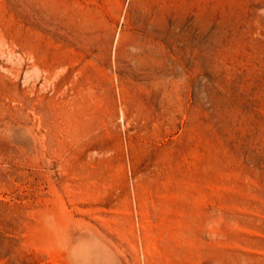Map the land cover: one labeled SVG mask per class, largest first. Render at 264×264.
I'll list each match as a JSON object with an SVG mask.
<instances>
[{"label": "rangeland", "instance_id": "rangeland-1", "mask_svg": "<svg viewBox=\"0 0 264 264\" xmlns=\"http://www.w3.org/2000/svg\"><path fill=\"white\" fill-rule=\"evenodd\" d=\"M0 264H264V0H0Z\"/></svg>", "mask_w": 264, "mask_h": 264}, {"label": "bare ground", "instance_id": "bare-ground-1", "mask_svg": "<svg viewBox=\"0 0 264 264\" xmlns=\"http://www.w3.org/2000/svg\"><path fill=\"white\" fill-rule=\"evenodd\" d=\"M72 237H73L72 234H69V235L67 236V242H68V243L71 242V240L73 239ZM114 252H115V251H114ZM115 253H116V252H115Z\"/></svg>", "mask_w": 264, "mask_h": 264}]
</instances>
